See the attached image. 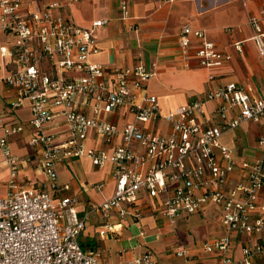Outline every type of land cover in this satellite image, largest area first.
I'll use <instances>...</instances> for the list:
<instances>
[{"label": "built area", "instance_id": "2783aa9c", "mask_svg": "<svg viewBox=\"0 0 264 264\" xmlns=\"http://www.w3.org/2000/svg\"><path fill=\"white\" fill-rule=\"evenodd\" d=\"M119 3L125 13L124 1ZM60 7L50 1L33 10L24 0H0V33L6 38L0 54L8 58L2 81L14 90L8 106L12 110L29 103L26 145L38 156L45 175L38 190L15 180L17 157L8 141L24 124L4 125L0 109V157L9 170L0 196V264H162L149 250L125 261L103 263L99 252L80 246L86 214L79 216L76 200L60 194L69 186L58 183L56 174L64 159L80 157L95 168L110 166L113 190L90 207L102 220L98 235L113 233V220L137 221L155 202L157 213L170 222L211 204L224 233L201 241L200 249L219 253L220 264H248L247 257L264 249L262 240L243 244L238 263L228 254L232 234H264V205L256 202L258 190L264 188L263 162L235 163L219 137L243 121L264 118V97H254L248 85L227 82L162 112L155 96L139 94L154 75V65L106 69L90 61L98 52L95 29L105 21L79 26L63 16ZM261 21L264 5L247 16L251 39L264 56ZM191 39L196 41L193 47ZM176 43L184 67L191 47L197 64L206 68L220 67L230 58L205 38L204 31L187 24L180 27ZM233 48L240 51L239 43ZM207 102L212 104L208 117ZM121 110L131 120L118 126L104 119ZM228 111L235 114L227 118ZM55 114L65 127L62 135L46 130ZM89 139L92 143L86 145ZM257 144L264 146V137H258ZM234 172L241 176L228 185ZM102 185L94 183L93 188ZM185 264L196 263L188 257Z\"/></svg>", "mask_w": 264, "mask_h": 264}, {"label": "crops", "instance_id": "0c3cea01", "mask_svg": "<svg viewBox=\"0 0 264 264\" xmlns=\"http://www.w3.org/2000/svg\"><path fill=\"white\" fill-rule=\"evenodd\" d=\"M50 1L61 4L59 12L79 26H88L95 19L105 21L95 29L98 52L89 57L90 61L106 69L153 64L154 75L144 83L139 94L144 92L155 96L162 112L191 98L201 97L207 90L227 82L248 85L254 97H264V56L258 54L251 39L252 30L247 24V16L256 14L264 0H24L33 10H40ZM120 1H124L125 13L120 8ZM184 24L204 31L205 38L219 51L228 54L229 60L216 68L198 65L191 53L196 41L191 39L188 65L182 66V52L177 46L176 35ZM260 26L264 31V21ZM5 40L0 33V45ZM234 43H239L240 51L233 48ZM7 61L8 58L0 54L1 120L4 125L24 124L22 131L11 135L8 141L11 153L17 157L15 180L21 185L42 189L45 175L38 166V156L26 145L29 103L24 101L12 110L8 106L14 90L2 81ZM208 75L213 76L212 80L207 79ZM211 109V103L204 104L207 117L211 116ZM234 114V111H228L227 118ZM104 119L120 126L131 120V115L121 110L106 115ZM46 130L62 135L65 127L61 117L55 114ZM260 136L264 137V118L257 122L243 121L224 131L219 143L228 150L235 163L261 159L264 170V146L257 144ZM91 143L89 139L86 145ZM83 163L86 165L84 170ZM56 174L58 183L69 186L60 194L76 200L79 216L86 214L79 237L80 246L99 252L101 262L125 261L149 250L162 264H185L188 257L196 264H220L219 253L200 249L201 241L224 233L216 222L213 205L207 204L195 214L179 216L170 222L157 213L155 202L151 210L137 221H111L114 232L100 236L101 217L90 211V207L99 204L113 190L110 166L95 168L84 157L69 158L57 165ZM88 174L94 178L88 179ZM240 176L239 172H234L228 185H233ZM8 178V167L0 157V196L5 193ZM98 182L103 183L102 187L94 189L93 184ZM256 202L264 205V188L258 190ZM188 217H193V222H186ZM187 228L192 230L191 236L186 233ZM231 238L233 245L228 255L235 263L243 258V244L252 246L262 240L264 245V234L258 237L232 234ZM179 251H183V255H178ZM247 261L248 264H264V249L247 257Z\"/></svg>", "mask_w": 264, "mask_h": 264}, {"label": "rangeland", "instance_id": "374dc122", "mask_svg": "<svg viewBox=\"0 0 264 264\" xmlns=\"http://www.w3.org/2000/svg\"><path fill=\"white\" fill-rule=\"evenodd\" d=\"M82 169L84 170V169H86V165L83 163V165H82ZM81 174V173H80ZM87 178L88 179H93L94 177H92L90 174H88L87 175ZM193 220H194V218L193 217H188V219H187V221L186 222H193ZM186 233H188V235H192L193 233H192V230L191 229H189V228H187V231H186Z\"/></svg>", "mask_w": 264, "mask_h": 264}]
</instances>
